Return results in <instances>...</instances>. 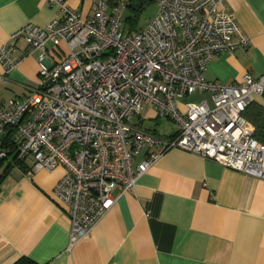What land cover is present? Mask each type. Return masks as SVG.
I'll use <instances>...</instances> for the list:
<instances>
[{
    "label": "built area",
    "instance_id": "built-area-1",
    "mask_svg": "<svg viewBox=\"0 0 264 264\" xmlns=\"http://www.w3.org/2000/svg\"><path fill=\"white\" fill-rule=\"evenodd\" d=\"M65 1L48 0L59 14L45 26H22L0 45L5 74L20 62V40L23 56L35 54L40 68L27 96L0 103V146L10 127L17 142L13 155L0 147V158L15 166L32 157L34 171L65 168L54 195L71 220V244L114 206L116 189L132 190L173 148L264 179V143L244 115L264 96V73L245 72L231 83L203 75L213 58L250 43L226 0H156L146 26L129 31L128 1L95 0L86 17ZM205 92L212 103L186 101L181 109L182 99ZM146 105L176 122L173 137L139 125Z\"/></svg>",
    "mask_w": 264,
    "mask_h": 264
},
{
    "label": "crops",
    "instance_id": "crops-1",
    "mask_svg": "<svg viewBox=\"0 0 264 264\" xmlns=\"http://www.w3.org/2000/svg\"><path fill=\"white\" fill-rule=\"evenodd\" d=\"M65 2L84 17L94 12L95 0ZM226 6L250 43L213 58L203 75L223 83L245 72L259 76L264 73V0H226ZM57 14L48 0H0V45L22 26H45ZM25 50L20 40L14 53L20 62L9 73L0 64V75L6 77L0 78L3 105L27 96L40 78L36 55L23 56ZM188 97L180 101L182 110ZM146 107L147 120L157 123L162 115L156 106ZM244 115L264 143V96H256ZM147 130L161 135L156 128ZM177 130L174 121L162 136L171 138ZM144 155L136 156L134 165ZM33 166L28 157L15 166L5 161L0 169V264L23 257L36 264H264L263 178L173 148L132 190L116 189L114 206L71 244V220L54 195L65 168L34 171Z\"/></svg>",
    "mask_w": 264,
    "mask_h": 264
},
{
    "label": "rangeland",
    "instance_id": "rangeland-1",
    "mask_svg": "<svg viewBox=\"0 0 264 264\" xmlns=\"http://www.w3.org/2000/svg\"><path fill=\"white\" fill-rule=\"evenodd\" d=\"M123 1H128V0H123ZM157 12V3L154 1H151L138 15V18L133 22L132 25H126V27L123 25V27H125L124 29L126 31L129 30H139L141 28H143L144 26H146V24L148 23L149 19L155 15V13ZM129 16V11H125L124 14V20ZM63 50L65 51V55L68 54V50L66 47V44L64 42L61 43ZM64 58V56H62ZM202 98H207L211 101V94L210 93H205V94H193L191 96H189L187 98V100H191V101H198ZM149 115V108H145L143 109L141 116L144 119L145 125L143 126L144 129H153L156 128L158 130V133H160L161 135H165L166 133H168L174 124V121L170 119V117L166 116H162L161 119L157 122L154 123L153 120H147V116ZM138 121V123L141 120V117L139 118V116L136 119Z\"/></svg>",
    "mask_w": 264,
    "mask_h": 264
},
{
    "label": "trees",
    "instance_id": "trees-1",
    "mask_svg": "<svg viewBox=\"0 0 264 264\" xmlns=\"http://www.w3.org/2000/svg\"><path fill=\"white\" fill-rule=\"evenodd\" d=\"M154 1L156 2V0H128V6L126 11H129V16L124 20V26L126 27V25H132L133 22L138 18L139 13L151 2ZM124 27V28H125ZM16 129L15 128H8L7 133L4 136V139L2 140V144L0 147L2 148H8L9 149V153L11 155H13L16 152L17 149V142L14 140L13 136L15 133ZM8 161L7 159H3L0 158V169L1 167L4 165V162ZM22 162H17L16 165H20ZM11 164V163H10ZM12 165V164H11ZM10 168L7 167L6 171ZM5 171V172H6ZM2 178V176L0 177V179ZM14 264H36L35 262H33L32 260L23 257L21 259H19L17 262H15Z\"/></svg>",
    "mask_w": 264,
    "mask_h": 264
}]
</instances>
